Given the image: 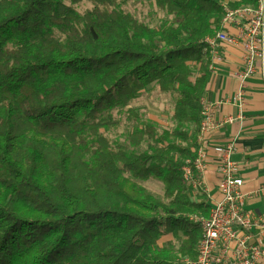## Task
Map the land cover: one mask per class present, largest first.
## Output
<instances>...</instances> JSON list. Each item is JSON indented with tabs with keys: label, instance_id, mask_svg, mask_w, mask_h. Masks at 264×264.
Listing matches in <instances>:
<instances>
[{
	"label": "trees",
	"instance_id": "obj_1",
	"mask_svg": "<svg viewBox=\"0 0 264 264\" xmlns=\"http://www.w3.org/2000/svg\"><path fill=\"white\" fill-rule=\"evenodd\" d=\"M129 1L0 0V264H180V256L196 255L200 227L188 216H207L210 205L189 197L182 167L195 158L210 77L205 39L221 30L226 6L132 0L169 17L154 29L121 8ZM81 3L90 7L79 12ZM152 84L172 99L170 133L138 122L128 136L132 149L86 135L98 133L89 121ZM127 120L138 121L135 111ZM40 134L50 135L49 150ZM78 157L81 188L70 177ZM124 174L159 181L166 203L146 199Z\"/></svg>",
	"mask_w": 264,
	"mask_h": 264
},
{
	"label": "built area",
	"instance_id": "obj_2",
	"mask_svg": "<svg viewBox=\"0 0 264 264\" xmlns=\"http://www.w3.org/2000/svg\"><path fill=\"white\" fill-rule=\"evenodd\" d=\"M236 25V35H229L227 26ZM209 48V70L214 61H219L217 44L240 45L242 48V68L237 75L238 90L233 101L243 109L247 81L254 75L258 61L264 60V0H257L254 6L225 8L221 30L213 37L205 39ZM200 130L197 135V149L194 160H185L182 178L191 191L205 192L202 175L207 167L201 147L202 136L207 131L222 124H231L234 119L226 117L219 125L212 119L216 105L201 100ZM219 179L217 192L219 199L210 204L207 216L189 215L188 218L200 227V238L193 259L180 257V264H264V216L245 209L246 194L241 191L243 180L238 175V165L232 160L234 145L229 144L219 150ZM264 193V187L255 194Z\"/></svg>",
	"mask_w": 264,
	"mask_h": 264
},
{
	"label": "crops",
	"instance_id": "obj_3",
	"mask_svg": "<svg viewBox=\"0 0 264 264\" xmlns=\"http://www.w3.org/2000/svg\"><path fill=\"white\" fill-rule=\"evenodd\" d=\"M239 0H225L224 4ZM229 35H236L237 26H227ZM219 61H214L207 90L203 95L206 104L216 105L212 119L219 125L226 117L234 119L231 124H222L203 134L201 147L207 167L202 175L205 192L190 191V198L197 200L205 196L209 205L219 199L217 183L219 179V150L229 144L234 145L232 160L238 165V175L243 180L241 191L246 194L245 209L264 216V193L255 192L264 187V60L258 61L254 75L247 81L243 109L233 101L238 90L237 75L242 68L240 45L217 44ZM198 196V197H197Z\"/></svg>",
	"mask_w": 264,
	"mask_h": 264
},
{
	"label": "rangeland",
	"instance_id": "obj_4",
	"mask_svg": "<svg viewBox=\"0 0 264 264\" xmlns=\"http://www.w3.org/2000/svg\"><path fill=\"white\" fill-rule=\"evenodd\" d=\"M223 2H225V0H222L221 3ZM225 6L231 9L238 7L236 5H233L232 3H227L225 4ZM76 7L79 12H82L84 9L89 8L90 4L81 3L78 4ZM121 8L125 12L130 13L138 21L154 29H159L170 21L169 17H166L162 13L157 12L154 5L149 4L145 1L130 0L127 4H123ZM189 66L191 67L192 65L189 64ZM129 109L135 111L138 121L127 120V114ZM173 117H174V106L170 95L163 92L161 88L156 84H152L141 89L138 93H136L135 98L129 101L128 104L117 107L116 109L112 110L109 114H103L97 122L89 121L86 124V127L94 124V126L97 127V132H98L97 134L92 133V131L88 129L85 130V133L88 137H91L94 140L100 138L101 136H105L106 139L109 141H113V140L118 141L119 143L128 146L129 149H132L133 147L129 143L128 136L132 133L136 125H138L139 123H145L149 121L155 125L158 133L161 134L170 133L175 128ZM185 132L188 135L189 142L193 143L194 135H195L194 127L190 126L187 130H185ZM40 135H41V138H39L41 139L39 143L40 146L43 147L44 149L49 150L48 148H50V145L48 144H49L50 135H42V134ZM176 138L178 139V141L179 140L182 141L183 145L190 144L189 142L187 143L186 141H183L182 138L179 137ZM99 143L103 144V142H99ZM146 147H147V143L143 142L138 150L143 151L146 149ZM195 149H197V142L195 143ZM89 156L90 155L85 156V159H88ZM83 160H84L83 157L80 158L78 157L74 160V163H76V165L74 167L73 172H71L70 175L71 180L74 182L73 186L76 188H81L83 187V185L85 186V182L83 181L84 178L82 174L77 170L78 165L81 164ZM44 165L47 171H51L52 167L49 163L47 164L44 163ZM123 178L129 179L132 182L139 185L140 188L142 189V193H143L142 195L149 201L153 203H166L164 197L165 191L162 184L159 181L155 179H150L148 181H140L138 179L134 180L128 174H124ZM94 189L99 192L102 198L104 199L108 198V195L106 193L104 194L102 187H100L99 185H95ZM195 197L196 196H193L191 197V199ZM201 197H203L202 200H204L206 203L209 202L208 200H206L205 196L201 195ZM199 198L200 196L198 197V199ZM167 241H171V238L166 237L162 239L158 243V246L161 247ZM177 247H178L177 245H174V248L172 250V253L175 258H177L179 255H182L181 253L178 252ZM186 258H190V257H186Z\"/></svg>",
	"mask_w": 264,
	"mask_h": 264
}]
</instances>
